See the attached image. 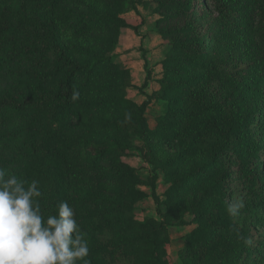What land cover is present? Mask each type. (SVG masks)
<instances>
[{
	"label": "trees",
	"instance_id": "obj_1",
	"mask_svg": "<svg viewBox=\"0 0 264 264\" xmlns=\"http://www.w3.org/2000/svg\"><path fill=\"white\" fill-rule=\"evenodd\" d=\"M135 2L141 0H0V167L39 182L45 217L55 215L72 191L75 219L92 244L97 215L113 217L117 225L149 224L129 217L143 196L138 174L125 161L136 151L154 172L150 196L164 221L151 236L135 233L130 243L147 244L149 253L143 252L152 264H165L157 240L161 226L189 223L206 241L191 243L182 264H234L240 258L264 264V233L250 243L251 235L237 229L227 212L229 201L245 199L239 215L251 224L264 206V163L258 161L255 172L250 167L258 156V112L264 123V0H204L197 7L194 0L158 1L165 50L155 98L163 112L151 130L147 102L125 97L127 71L115 61L120 30H137L121 16ZM210 11L213 17L203 20ZM60 24L71 34L64 36ZM207 82L222 88L219 97L213 98L214 88L205 95ZM73 90L80 92L75 102ZM78 115L88 119L87 129L105 132H73ZM158 143L178 146L176 156L161 162ZM183 163L187 167L177 172ZM158 168H166L164 181L176 205L184 202L178 195L191 196L178 215L169 216L168 200L156 193ZM238 171L241 179L233 183ZM89 202L94 205L87 207ZM240 232L248 243L235 247L231 241ZM217 241L227 246L231 261L209 259ZM133 264L151 263L140 257Z\"/></svg>",
	"mask_w": 264,
	"mask_h": 264
},
{
	"label": "rangeland",
	"instance_id": "obj_2",
	"mask_svg": "<svg viewBox=\"0 0 264 264\" xmlns=\"http://www.w3.org/2000/svg\"><path fill=\"white\" fill-rule=\"evenodd\" d=\"M158 1L159 0H141V2L128 5V8L121 13V16L124 17L130 25L137 26V30L122 28L120 30L117 46L114 50L116 54L115 61L127 71L128 85L125 88V97L138 105L147 102L146 117L150 130L156 126L158 117L163 112L161 100L155 98V93L160 88L159 79L162 77L163 73L162 63L165 50V40L162 38L157 28V22L161 17L158 12ZM203 1L204 0H194V4L197 7V5ZM213 15V12L210 11L203 20L209 21ZM60 28L64 36L69 35V33L71 34V30L68 28L67 31L66 27L62 24H60ZM203 86L204 89L202 88V91L205 95L207 91L213 88L215 89V96L213 98L219 97L223 91L220 86H215L212 83L209 84L207 82L205 85L203 84ZM87 123H89L87 118L78 115L72 119L70 127L73 132L79 134L90 133L92 135H98L105 132L97 127L87 129ZM254 126L259 127L254 134L255 139L258 141V156L254 157V160L250 163V167L254 169L255 172L258 171L257 162L263 161L264 163V123L260 112H258L255 117ZM157 138L156 136V139ZM191 140V137L186 136V141L190 142ZM176 144L178 145V142H176ZM178 148L179 147L175 144L168 147L158 143L156 145V154L161 162H165L176 156ZM125 161L128 165L133 167L138 174L140 182L137 187L143 193L142 198L135 204V208L130 213L129 217L136 221H148L149 224L148 226H141L140 228H137L136 224L131 225L129 223L117 225L113 223V217L104 219L100 215H97L94 217L97 223V228L93 231L95 242L92 244L88 243V246L91 245L92 247L89 249L88 256L102 261L103 264H133L140 257H143L144 260H148L152 264V260L144 256L145 254L143 252L148 251L149 246L145 243L141 246L136 242L132 244L130 243V239L135 233H145L151 236L150 230L153 227H158L159 223L164 221L157 211L156 203L150 196V183L154 172L151 170V166L145 163L136 151H133L127 156ZM186 167L184 163L178 165L177 172H181V169H185ZM156 173H158L156 193L162 200H168V203H165L168 215H178L182 213L184 204L189 201L191 196L184 197L178 195V198L184 200V202L180 205H176L173 199L174 197L169 194L170 183L164 181L166 168H158ZM240 179L241 176L238 171L232 176L231 181L236 183V180L240 181ZM90 183L94 189L95 180L90 179ZM66 196H68L66 202L73 208L74 213H76L78 207L75 203L73 192L69 191ZM235 200L236 199L233 201ZM241 200L244 205L246 200ZM92 205L94 204L89 202L87 207ZM261 216H264V206L259 208L251 224L248 222L250 219L246 218L244 215L233 217L236 228L243 230L247 235H251L250 243H254L256 239L261 238L264 233V223L259 224L263 218ZM252 224L257 226H252ZM157 240L159 241V251L163 252L162 259L165 264H182V252L184 251V261L186 262L185 255L191 247V243H196L198 246H205L206 238L198 231L197 224L189 223L179 226L170 224L167 225L165 229L161 226L157 235ZM231 242H233V245L236 247V245L248 243V238L241 236L240 232L237 239ZM260 245H264V237ZM140 248L142 254L139 255L137 251ZM192 252H194V249H191L188 255H191ZM233 252L236 251L233 250ZM251 257L252 255L248 256L250 259ZM209 259H212L214 262H220L222 260L225 262L227 260L231 261L232 257L227 251V246L222 244L221 241H217L216 246L210 249ZM237 261H234V264H252V261L247 263L244 258H240ZM200 262L201 264H208L205 259H201ZM81 263L82 261L78 262V264Z\"/></svg>",
	"mask_w": 264,
	"mask_h": 264
},
{
	"label": "clouds",
	"instance_id": "obj_3",
	"mask_svg": "<svg viewBox=\"0 0 264 264\" xmlns=\"http://www.w3.org/2000/svg\"><path fill=\"white\" fill-rule=\"evenodd\" d=\"M70 99L78 101L80 92L73 90ZM41 196L37 180L29 182L0 167V264H90L87 233L73 208L61 201L56 214L45 217ZM243 206L237 198L228 202L227 212L235 217Z\"/></svg>",
	"mask_w": 264,
	"mask_h": 264
}]
</instances>
